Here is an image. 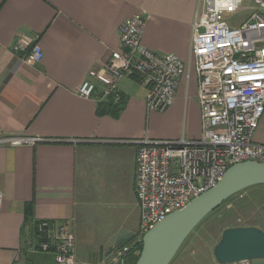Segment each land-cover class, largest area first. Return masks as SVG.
<instances>
[{"label": "crops", "instance_id": "obj_1", "mask_svg": "<svg viewBox=\"0 0 264 264\" xmlns=\"http://www.w3.org/2000/svg\"><path fill=\"white\" fill-rule=\"evenodd\" d=\"M203 11L200 0H0V137L40 139L0 147V264H56L51 253L38 251V239L31 240L28 215L36 222L64 223L74 233L80 260L100 261L115 248L139 241L135 141L201 135L197 74L189 51L193 21ZM136 13L146 17L142 44L177 55L185 71L165 111H148L144 83L121 77L119 110L107 112L113 105L109 98H84L77 89L89 69H101L111 51L121 50L119 25ZM23 36L41 47L37 64H24L12 49ZM96 84L94 96H100ZM253 140L264 145V111ZM94 178L109 202L135 223L132 229L120 223L103 246L77 232L84 199L88 206L98 204ZM27 203H32L28 213Z\"/></svg>", "mask_w": 264, "mask_h": 264}, {"label": "built area", "instance_id": "obj_2", "mask_svg": "<svg viewBox=\"0 0 264 264\" xmlns=\"http://www.w3.org/2000/svg\"><path fill=\"white\" fill-rule=\"evenodd\" d=\"M192 24L189 60L195 62L201 135L197 139L135 141L134 191L139 206L142 236L170 213L183 208L221 178L228 167L243 161L264 163V145L253 135L264 111V0H200ZM248 1V3H247ZM238 11L246 16L235 22ZM146 17L136 13L118 28L121 50H113L99 70L89 69L77 89L84 98L121 100L117 82L134 77L147 88L148 111L163 112L172 103L186 64L173 53L159 54L144 46L141 35ZM22 62H40L42 50L30 37L12 45ZM100 96H94L97 84ZM32 137L1 136L0 147L31 144ZM4 195L0 191V213ZM37 249L51 253L56 264H124L128 245H122L100 261L80 260L75 255V236L56 220L41 219L36 225ZM123 261V263H122ZM228 264H253L242 259Z\"/></svg>", "mask_w": 264, "mask_h": 264}, {"label": "water", "instance_id": "obj_3", "mask_svg": "<svg viewBox=\"0 0 264 264\" xmlns=\"http://www.w3.org/2000/svg\"><path fill=\"white\" fill-rule=\"evenodd\" d=\"M262 184L264 163L243 161L231 165L214 186L141 236V250L135 264H169L187 236L210 212L236 193ZM213 254L219 264L264 258V231L254 226L226 228Z\"/></svg>", "mask_w": 264, "mask_h": 264}, {"label": "rangeland", "instance_id": "obj_4", "mask_svg": "<svg viewBox=\"0 0 264 264\" xmlns=\"http://www.w3.org/2000/svg\"><path fill=\"white\" fill-rule=\"evenodd\" d=\"M245 16L246 11H238L235 22ZM93 183L99 193L98 204L88 206L84 199L83 217L77 232L81 239L103 246L115 237L114 231L120 223L126 222L122 225L125 229H132L135 223L130 217H123L122 212L109 202L97 178ZM236 226H254L264 231V184L236 193L210 212L187 236L169 264H219L214 258V246L223 230ZM252 260L253 264H264V258Z\"/></svg>", "mask_w": 264, "mask_h": 264}, {"label": "trees", "instance_id": "obj_5", "mask_svg": "<svg viewBox=\"0 0 264 264\" xmlns=\"http://www.w3.org/2000/svg\"><path fill=\"white\" fill-rule=\"evenodd\" d=\"M119 106L117 104H113V105H107V109L105 111H109V112H117L119 110ZM106 107V106H105ZM105 107H103L102 110L105 109ZM227 201V200H226ZM32 206V203H27L26 206V210L27 213L30 211V208ZM38 222H36L35 220H33V218L31 216H27V218L25 219V225L29 228V234L31 237V240L34 241V239H38L37 238V233H36V225ZM141 250V243L139 241L135 242L134 244H132V246L130 247L129 252L126 254L125 259H124V264H135L139 253Z\"/></svg>", "mask_w": 264, "mask_h": 264}]
</instances>
